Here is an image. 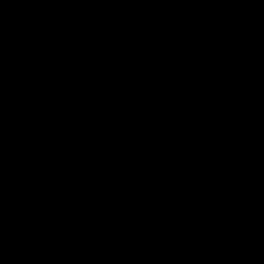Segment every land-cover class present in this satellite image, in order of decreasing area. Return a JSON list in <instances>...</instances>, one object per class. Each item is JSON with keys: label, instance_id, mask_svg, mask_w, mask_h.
Masks as SVG:
<instances>
[{"label": "water", "instance_id": "1", "mask_svg": "<svg viewBox=\"0 0 264 264\" xmlns=\"http://www.w3.org/2000/svg\"><path fill=\"white\" fill-rule=\"evenodd\" d=\"M0 264H264V0H0Z\"/></svg>", "mask_w": 264, "mask_h": 264}]
</instances>
